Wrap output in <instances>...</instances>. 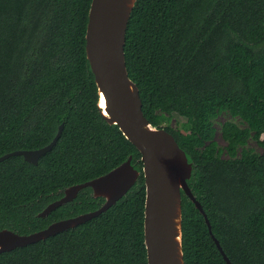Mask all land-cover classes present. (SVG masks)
Instances as JSON below:
<instances>
[{
    "label": "trees",
    "instance_id": "1",
    "mask_svg": "<svg viewBox=\"0 0 264 264\" xmlns=\"http://www.w3.org/2000/svg\"><path fill=\"white\" fill-rule=\"evenodd\" d=\"M91 2L0 0V156L48 145L63 124L38 165L21 155L0 162V230L27 235L99 209L106 199L86 187L39 216L130 155L140 176L105 212L3 252L0 264H148L143 162L98 108L86 53ZM125 56L145 116L193 162L188 184L231 262L264 264V0H137ZM222 114L232 118L220 128L225 145L216 138ZM173 115L182 128L163 124ZM182 245L185 264H228L184 193Z\"/></svg>",
    "mask_w": 264,
    "mask_h": 264
},
{
    "label": "water",
    "instance_id": "2",
    "mask_svg": "<svg viewBox=\"0 0 264 264\" xmlns=\"http://www.w3.org/2000/svg\"><path fill=\"white\" fill-rule=\"evenodd\" d=\"M137 0H92L86 30V53L97 84L98 108L111 125L141 153L146 186L144 243L148 264H185L182 245L183 193L203 214L218 249L228 264H233L212 232L210 220L192 192L188 181L193 162L175 136L165 128L154 126L143 112L137 84L130 78L125 56L126 33ZM102 98L105 106H102ZM63 124L46 146L33 150H15L0 156V162L21 155L34 165L58 142ZM130 155L108 173L65 189L63 197L50 203L39 216H48L61 205L72 201L79 192L91 187L94 197H104L97 210L62 219L47 228L23 235L0 230V254L24 247L83 224L116 204L137 182L140 171Z\"/></svg>",
    "mask_w": 264,
    "mask_h": 264
},
{
    "label": "rangeland",
    "instance_id": "3",
    "mask_svg": "<svg viewBox=\"0 0 264 264\" xmlns=\"http://www.w3.org/2000/svg\"><path fill=\"white\" fill-rule=\"evenodd\" d=\"M227 119H232V118L228 114H222L215 121L216 128L218 129V133H217L216 138H217V141L221 145H225V141L223 140V138L221 136L220 128H221L222 123ZM235 121H237V120H235ZM184 122H185V119L183 117H180L178 115H173L171 117H168V120H166L163 124H168V125L172 126L173 128H182V124ZM239 123H240V121H239ZM249 143H250L251 147H254V148L261 151V147L257 144V142L255 140L251 139L249 141Z\"/></svg>",
    "mask_w": 264,
    "mask_h": 264
},
{
    "label": "bare ground",
    "instance_id": "4",
    "mask_svg": "<svg viewBox=\"0 0 264 264\" xmlns=\"http://www.w3.org/2000/svg\"><path fill=\"white\" fill-rule=\"evenodd\" d=\"M102 106L104 107L105 106V99L102 98Z\"/></svg>",
    "mask_w": 264,
    "mask_h": 264
}]
</instances>
